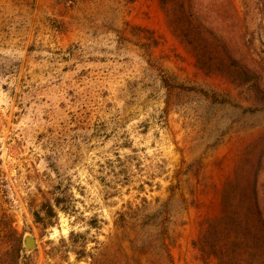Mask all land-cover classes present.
I'll return each instance as SVG.
<instances>
[{
    "label": "rangeland",
    "instance_id": "374dc122",
    "mask_svg": "<svg viewBox=\"0 0 264 264\" xmlns=\"http://www.w3.org/2000/svg\"><path fill=\"white\" fill-rule=\"evenodd\" d=\"M248 106L195 68L158 0H0V201L36 241L26 264H217L192 243L262 149ZM57 186L68 213L38 222Z\"/></svg>",
    "mask_w": 264,
    "mask_h": 264
},
{
    "label": "trees",
    "instance_id": "16d2710c",
    "mask_svg": "<svg viewBox=\"0 0 264 264\" xmlns=\"http://www.w3.org/2000/svg\"><path fill=\"white\" fill-rule=\"evenodd\" d=\"M77 1L59 0L64 5ZM236 1L158 0V4L173 37L193 56L195 68L207 77L224 80L243 95L249 103L242 108L244 113L264 112V0H240V10ZM163 85L175 88L167 80ZM190 91H197L213 104H230L201 90ZM248 168L247 177L239 168L222 190L220 214L208 220L205 230L192 243L203 260L264 264V139L257 159ZM0 182H5L1 160ZM3 205L0 201V264H26L21 235ZM70 207V196L57 186L51 199L42 203L33 216L38 222L47 220L51 226L57 212L68 213ZM125 221L126 215L118 213L116 225L123 228ZM88 226L99 229L96 220ZM138 238L134 240L140 241ZM68 239L76 247L84 236L71 233ZM87 257L92 263L93 256Z\"/></svg>",
    "mask_w": 264,
    "mask_h": 264
},
{
    "label": "water",
    "instance_id": "95a60500",
    "mask_svg": "<svg viewBox=\"0 0 264 264\" xmlns=\"http://www.w3.org/2000/svg\"><path fill=\"white\" fill-rule=\"evenodd\" d=\"M21 246L26 255L31 254L36 249V241L34 237L28 233L22 236Z\"/></svg>",
    "mask_w": 264,
    "mask_h": 264
},
{
    "label": "bare ground",
    "instance_id": "6f19581e",
    "mask_svg": "<svg viewBox=\"0 0 264 264\" xmlns=\"http://www.w3.org/2000/svg\"><path fill=\"white\" fill-rule=\"evenodd\" d=\"M65 230H63V232H64Z\"/></svg>",
    "mask_w": 264,
    "mask_h": 264
}]
</instances>
